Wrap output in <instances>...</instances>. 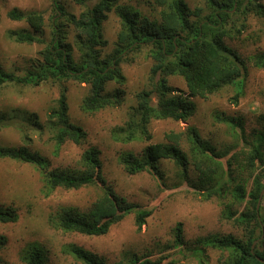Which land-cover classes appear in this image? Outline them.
Returning <instances> with one entry per match:
<instances>
[{
  "label": "rangeland",
  "instance_id": "rangeland-1",
  "mask_svg": "<svg viewBox=\"0 0 264 264\" xmlns=\"http://www.w3.org/2000/svg\"><path fill=\"white\" fill-rule=\"evenodd\" d=\"M186 1L192 10L201 8L200 18L209 13L207 0ZM94 2L95 0L88 5L91 6ZM59 3L67 13L77 15L87 8V5L78 4L74 0H59ZM257 3L261 5L262 12L253 9L246 14L233 15L230 20L233 23L229 24H233V28H239L240 33L225 39L226 44L246 61L247 75L243 94L238 101L233 100L236 88L232 85L203 98L190 94L183 77L169 75V84L180 91L177 93L195 104V112L184 120L152 119L148 126L151 139L124 143L116 141L111 133L115 126L125 122L131 107L137 104V95L152 88L154 80L151 77V67L154 60L150 56V44L124 53V60L118 64L124 75L123 83L111 80L104 90L106 94L119 91L122 100L118 105L107 106L95 112H85L81 108L83 99L90 92V85L85 82L49 81L39 85L10 82L0 85V117L4 118L0 126L1 145L27 146L31 151L46 157L51 168L73 171L84 168L81 163L83 152L88 148H96L107 184L127 201L152 211L140 229L135 223L136 212H131L123 220L113 224L104 235L63 231L54 226L52 221L57 213L62 208L88 210L102 193L101 188L90 185L78 189H47L43 175L35 165L0 158V206L12 207L18 213L16 222H0V241H3L0 245V264H25L22 255L32 244H37L44 250L47 264H83L64 250L69 244L96 253L107 264L127 261L129 257L152 261L173 260V264H225L227 251L212 246H206L204 251L196 253L192 249L202 248L203 246L196 244V240L210 234L246 237L248 227L225 216L226 203H232V210L238 213L244 209L245 203L236 202L230 191L224 196L216 195L207 199L203 196L204 190L200 191L194 186L199 174L196 165L201 162L202 157L195 155L197 159H193L189 133L195 128L201 138L229 154L234 152L235 147V150L247 153L252 148L251 142L260 138L264 161V68L257 67L253 58L256 53L264 52V0H257ZM119 4L137 8L151 20L161 18L162 6L156 0H119ZM14 9L24 13H43L44 26L38 34L47 40L52 36V22H61L66 32L65 42L72 44L73 56L79 60L76 46L78 31L66 21V16L57 13L53 0H0V62L5 71L25 74L36 65L40 51L46 46L44 43L16 42L8 37L7 33L11 30H32L25 21L9 17L8 13ZM107 16L102 23V33L107 44L100 48V58L111 62L121 29V18L115 10ZM60 84L66 86L69 120L81 126L86 137L82 144L66 140L58 153H55L54 130L49 126V114L57 105ZM155 102L156 99L153 100ZM216 112L230 117L233 124L214 118ZM238 122L242 123V127L234 125ZM171 132L180 134L178 145L187 154L186 175L183 173L184 168L177 166L172 159L158 161V176L148 170L130 174L119 163V156L123 152L140 156L149 144L171 142L166 136ZM247 141L249 145L245 144ZM228 156L222 159L225 163ZM239 156L243 158V154ZM262 161H255L257 168L252 177L264 166ZM233 174L237 172L233 171ZM240 177L246 179L245 186L249 190L252 177L246 172H242ZM261 215L264 219V197L260 207ZM180 223L185 243L183 247L176 245L179 242L176 240V227ZM256 234H259L258 229ZM262 240L264 236L256 244Z\"/></svg>",
  "mask_w": 264,
  "mask_h": 264
},
{
  "label": "trees",
  "instance_id": "trees-1",
  "mask_svg": "<svg viewBox=\"0 0 264 264\" xmlns=\"http://www.w3.org/2000/svg\"><path fill=\"white\" fill-rule=\"evenodd\" d=\"M74 1L87 5V8L77 15L67 13L59 0H53V5L57 13L66 16V21L78 31L76 46L79 60L73 56L72 44L65 42L66 32L61 22H52V36L47 40L38 34L44 26L43 13H24L14 9L8 13L9 17L25 21L32 30H11L7 33L8 37L16 42L44 43L46 46L40 51L36 65L25 74L17 75L5 71L0 62V85L10 82L22 85H39L49 81L64 83L69 80L85 82L90 85V92L83 99L81 108L85 112H95L107 106L118 105L122 100L119 91L106 94L104 90L107 82L111 80L123 83L124 75L118 64L124 60V53L150 44V56L154 60L151 67V77L154 80L152 88L137 95V104L131 107L125 122L111 131L116 141L124 143L151 139L148 126L152 119L184 120L195 112V104L177 93L180 91L169 84V75L183 77L193 96L208 98L229 85L236 88L233 97L235 102L243 94L247 75L246 61L226 44L225 39L240 33L239 28H233V24H229L233 23L230 22L233 15L246 14L253 9L262 12L257 0H207L210 10L203 18H200L201 8L190 9L186 0H156V3L162 6L160 20H151L139 9L119 4V0H95L91 6L88 3L94 0ZM112 10L121 18V29L113 60L110 62L100 58V48L107 44L102 33V23ZM253 58L257 67L264 68V52L256 53ZM214 118L233 124L230 117L219 112H216ZM262 118L264 119V115ZM49 119V126L54 130L55 153H58L66 140L83 143L86 132L69 120L66 86L63 84H60V96L57 105L49 114ZM3 120L1 116L0 126ZM234 125L242 127L240 122ZM166 136L171 142L149 144L140 156L123 152L119 156V163L130 174L148 170L158 176V161L172 159L177 166L184 168L183 173L186 175L187 154L178 145L180 134L171 132ZM189 142L191 153L194 154L193 159H197L195 155L202 157L201 162L196 165L199 174L194 186L200 191L204 190L203 196L207 199L216 195L224 196L230 191L234 200L238 203L244 202L245 206L238 213L232 210V203L228 202L225 216L248 227L246 237H236L233 234H210L200 237L196 244L203 247L192 250L195 253L202 252L204 247L212 246L228 252L225 264H264V240L256 244L257 240L264 236V219L260 216L262 201L257 210V203L264 188V166L252 177L257 168L255 161L263 160L261 139L253 140L250 146L252 148L247 153L237 151L235 147L234 152L229 154L228 151L218 150L215 144L201 138L194 128L189 133ZM245 144L250 143L247 141ZM240 154H243V158H240ZM227 155L229 156L225 163L222 159ZM0 158H11L35 165L40 169L47 189H78L90 185H98L101 188L102 193L88 210L62 208L57 213L52 221L54 226L63 231L104 235L113 224L123 220L131 212H136L135 223L140 229L152 213L151 210L119 196L107 184L102 175V162L96 148H88L83 152L81 163L84 168L80 171L51 168L46 157L31 151L27 146L10 147L0 144ZM233 171L237 174L234 175ZM242 172L252 177L249 190L245 186L246 179L240 177ZM17 220L18 213L14 208L0 206V222L10 223ZM256 228L259 234H256ZM176 232V240L179 241L176 245L183 247L185 243L182 240L181 223L177 225ZM2 242L1 240L0 245ZM64 250L83 264H107L104 258L75 244L65 246ZM22 260L25 264H47L44 250L37 244L29 245L22 255ZM173 263V260L152 261L129 257L127 261L121 260L116 264Z\"/></svg>",
  "mask_w": 264,
  "mask_h": 264
},
{
  "label": "water",
  "instance_id": "water-1",
  "mask_svg": "<svg viewBox=\"0 0 264 264\" xmlns=\"http://www.w3.org/2000/svg\"><path fill=\"white\" fill-rule=\"evenodd\" d=\"M263 196H264V188H263V190L261 191V195H260L259 200H258V203H257V210H259L260 203H261V201H262ZM262 228H263V226H262ZM263 230H264V228H263ZM262 261H264V260H262Z\"/></svg>",
  "mask_w": 264,
  "mask_h": 264
}]
</instances>
